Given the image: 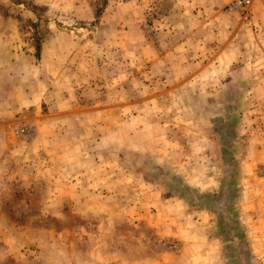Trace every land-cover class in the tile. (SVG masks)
<instances>
[{"label": "rangeland", "instance_id": "rangeland-1", "mask_svg": "<svg viewBox=\"0 0 264 264\" xmlns=\"http://www.w3.org/2000/svg\"><path fill=\"white\" fill-rule=\"evenodd\" d=\"M229 1L222 9L226 14ZM193 2L0 0V46L8 50L11 43L16 73L0 89V264H139V259L148 264L150 256L181 249L175 235L179 221L183 231L197 232L200 223L211 222L222 247L235 245L233 263L261 264L246 236L234 237L228 228L236 221L246 235L244 223L255 221L251 211L255 217L264 212V143L257 142L252 155L245 148L248 139L264 137L263 88L254 97L245 91L228 95L222 111L233 113L231 121L211 123L195 117L202 101L195 92L200 81L190 78L183 85L189 90L187 95L183 91V104L180 95L170 97L174 123L169 129L154 120L152 133L139 130L140 116L147 119L146 126L150 115H158L149 100L160 104L158 93L177 81L158 74L165 65L151 67L153 58L192 55L190 75L200 65L196 58L212 49V32L203 25L194 31L200 42L189 39L179 48L170 43H176L169 32L173 22L195 20L189 9L204 10L202 3ZM239 17L250 25L249 14ZM251 34L238 36L236 49L247 61L263 53L252 68L263 81L264 24L254 25ZM205 37L210 46L202 47ZM260 40L250 49L245 46ZM65 55L74 59L56 70L57 57ZM26 63L30 74L21 80L20 67ZM211 70L218 72V67ZM226 85L229 92L236 89L231 82ZM133 104L139 106H129ZM250 106L245 114L257 116V124L252 117L244 127L239 114ZM72 107L78 108L70 113L76 123L67 119L52 127L38 122ZM187 117L195 118L188 122ZM15 127H24L25 133L16 135ZM52 138L64 144L61 175L44 160L56 149L42 140ZM150 153L157 159L150 161ZM237 175V182L223 186L225 178ZM71 185L79 191H71ZM208 194L214 195L221 215L203 206ZM246 202L253 208L245 210ZM157 219L167 221L164 226L173 233L161 234ZM259 221L253 227L258 235Z\"/></svg>", "mask_w": 264, "mask_h": 264}, {"label": "crops", "instance_id": "crops-1", "mask_svg": "<svg viewBox=\"0 0 264 264\" xmlns=\"http://www.w3.org/2000/svg\"><path fill=\"white\" fill-rule=\"evenodd\" d=\"M193 1L194 0H192V2ZM228 1L229 0H196L192 3V5L195 4V2L202 3L204 10H201V8H194L193 10L189 9V14L195 20L186 21V23H184L183 21L179 22L177 20L173 22V27L170 28L169 32H171V39L174 38L176 43L170 41L172 47H184V42L189 41V39L190 41L196 40V42H200L201 37L195 35L194 31L203 25L204 27L209 26L208 28H210L212 32L211 39H209L211 40L210 42L212 45V49L207 47V51L205 52V54L196 58V61L200 65L196 68V72L190 75V63L194 61V56L192 55L188 56L187 54H182L178 55L177 57H171L167 53H162L160 54V56H156L153 58V61L151 62V67L158 66L159 69H162L163 64L165 65L164 71L158 74L164 77L165 80L175 78L177 81L173 87H166L164 90L158 93L159 96L163 97L160 99V104L156 103L157 99H155V102L154 99L149 100V104L154 103L155 107H158V115H150L149 124L146 126H144L143 124L146 122L147 119L140 116L139 120L141 124L139 126V130L141 132L144 131L143 128H146L149 129V131L152 133L153 128L156 127L155 125H153L154 120L161 126L163 125L164 129H169L171 124L174 123V119L172 117L173 110L172 105L170 104V97L174 93L180 95V104H183V91H186V95L189 91L186 87L183 88V85L186 84V81H189L190 78H196V80L200 81V86H198L197 84V89L195 92L196 94L201 96L202 101L200 102V105H197L195 117L202 121H211V123L212 120L214 122V119L220 120L221 122L231 121V119H229V115L231 114L233 116V113L228 112L225 115L222 111V107L225 106L223 102L228 95L236 96L240 94V91H245L246 96L254 97L260 92V88H263L261 95L264 93V77L262 81L260 80V75L258 74V72H252V68H254V65L257 64L263 58V53L260 56H257V58H254L253 61L252 59L247 61L248 57L243 56L244 52L242 54V51H238V49H236L238 36L248 33L249 37H251V33H253V26H259L264 24V0H253V5L249 12L250 25L245 22H242L243 20L241 17H239L238 14H226L222 11L224 5ZM260 36H262V33L260 34ZM204 39H202V42H204L202 47H204V45L210 46V44H208L207 38L205 37ZM258 42L262 43L263 41L260 40L256 41L255 43H253L252 41H248L245 46L246 48L250 49L252 48V46H254V44ZM9 44L10 45H8V50L7 46H0V75L2 77L1 79L4 80H0V89L2 88V84L4 82L6 84L9 83L6 80H13V75L16 74L12 72V70L14 69L15 62L12 60L11 57L12 45L11 43ZM231 47H235V49L232 50ZM239 48H241V45H239ZM64 51L65 52L63 53L66 54V50ZM20 53L22 54V58L24 54L22 52V47L20 49ZM174 58L176 59L174 60ZM73 59L74 56L69 58L66 57V55L64 57H57V62L55 64L56 70L57 66L58 70L63 69L64 63L68 64ZM25 60L28 59L26 58ZM21 63H23V59ZM176 65H178V67ZM241 65L244 66L241 67ZM174 66L176 68V71L173 70ZM210 66H213L215 69L216 67H218V72L213 70L210 71ZM177 68H180V70ZM28 69V63H26L25 66L22 65L20 67V72L18 69H16L20 75H24L21 80L28 78V75L30 74ZM30 69L31 73L38 72V68L37 70L36 68ZM226 82H231L233 86H236L234 92L230 91L232 92L230 93L228 91V89L225 87L227 86ZM13 88H21V86H14ZM155 95L156 94L150 95V97H153ZM168 96L169 100L168 102H166ZM129 106L137 107L139 105L133 104ZM252 107L253 106L247 108L244 107V110H241L242 114L241 112L239 114L242 115L241 122L242 124L245 123L243 125L244 127L246 126V124H249L251 122L252 117H254L252 119V122H255V124H257V116H254V114H245L247 112H251ZM260 107L261 105H255L254 110H260ZM72 108H70L68 111L61 110L56 111L57 113L47 114L45 118L42 116L43 118H40L38 122L39 124H42V122L47 124L51 123L52 127H55L56 122L62 123L65 122L67 119L72 121L70 124L76 123L73 119L74 116H72V114L70 113L75 112L78 108ZM232 112H234V110ZM195 117H187V119L185 118L184 120L189 122V120ZM81 123L83 128L87 129V120H84ZM169 133L171 135V132ZM257 142L263 144L264 137H260L259 139L250 138L246 141L247 147L245 148L248 150L247 154H253V149H255ZM149 143L151 145L154 144L152 138L149 140ZM42 144H47L50 146V148L56 149L50 150L44 160L48 161L50 165H52V167L54 166L57 175H61V169L65 163V160L63 159L64 155L61 153V150L64 149V144L55 141L53 138L43 139ZM74 145L78 144L75 143ZM150 147L151 151H153V147ZM154 158L155 160L157 159L153 156V154L150 153L148 159L151 161L154 160ZM71 191L77 192L79 191V189H77L74 185H71ZM252 208L253 207L247 205L246 202V206L244 207V209L248 210ZM203 213L204 212H202V216L199 217L201 220H204L206 216H204ZM251 213L255 221L251 220L248 226L246 223H244L246 231L245 236L250 246V248L248 249L252 253L253 258H256L257 261L258 259H261V264H264V242H262L264 240V228H262V226H264V212H262L260 216L256 217L254 216L255 214L253 213V211H251ZM258 217H260L259 222H261V233L259 235L254 232L253 228L256 224V220ZM155 222L157 224L162 225L161 230L164 233L161 234L173 233L169 229H167V226H164V224H168L167 221H164L163 219H157L155 220ZM148 223L150 226H152L151 222ZM179 224L180 226H177L178 231L175 235H177L179 237V240L181 241V249L177 253H163L161 255H157V257L156 255L155 257L150 256L151 259L148 261V264H235L236 261L233 263L234 259L231 260L232 254L236 253L235 245V248L233 246L222 247L221 244L218 243L219 238L218 236H216L213 230V226H211V222L200 223L202 231L198 232L194 230L183 231L185 228H183L181 221H179ZM259 242L263 247H257ZM134 258L135 260H138V258ZM138 263L140 264V259Z\"/></svg>", "mask_w": 264, "mask_h": 264}, {"label": "trees", "instance_id": "trees-1", "mask_svg": "<svg viewBox=\"0 0 264 264\" xmlns=\"http://www.w3.org/2000/svg\"><path fill=\"white\" fill-rule=\"evenodd\" d=\"M237 179H238V175H237V178H234V179H230V178H225L223 180V186L227 187L229 183L231 182H237ZM233 193L232 190H229V194ZM184 193H182L183 195ZM188 194V193H185V195ZM214 195H211V194H208L205 196V201H204V207L207 208V209H216L217 210V205L215 204V200H212V197ZM187 201L190 202V195H188V198H186ZM228 208H231L228 206ZM218 211V210H217ZM218 213L221 215L222 214V211H218ZM234 225H232V227L228 228V232L229 230L232 229V232H230V235L234 236V237H238L239 239H244L245 240V235H244V228L242 225H240V223L234 221ZM219 232V231H218Z\"/></svg>", "mask_w": 264, "mask_h": 264}, {"label": "built area", "instance_id": "built-area-1", "mask_svg": "<svg viewBox=\"0 0 264 264\" xmlns=\"http://www.w3.org/2000/svg\"><path fill=\"white\" fill-rule=\"evenodd\" d=\"M252 0H230L226 5V11L230 13H237L243 17L249 14ZM13 132L16 135L25 133L24 127H15Z\"/></svg>", "mask_w": 264, "mask_h": 264}]
</instances>
